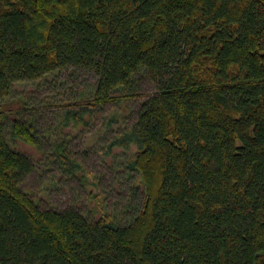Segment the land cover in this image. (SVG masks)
<instances>
[{
	"label": "trees",
	"instance_id": "trees-1",
	"mask_svg": "<svg viewBox=\"0 0 264 264\" xmlns=\"http://www.w3.org/2000/svg\"><path fill=\"white\" fill-rule=\"evenodd\" d=\"M79 71L96 81L68 123L156 88L113 142L136 146L124 223L20 186L34 164L11 139L40 145L17 87ZM0 264H264V0H0Z\"/></svg>",
	"mask_w": 264,
	"mask_h": 264
},
{
	"label": "rangeland",
	"instance_id": "rangeland-1",
	"mask_svg": "<svg viewBox=\"0 0 264 264\" xmlns=\"http://www.w3.org/2000/svg\"><path fill=\"white\" fill-rule=\"evenodd\" d=\"M95 81L96 76L88 71L73 76L62 72L47 85L28 83L17 87L22 101L12 108L21 111L26 120L33 119L40 148L20 140L11 139V144L33 161V171L20 186L41 209L76 210L97 220L104 208L124 223L130 188L137 184V175L129 168L136 146L126 148L113 142L130 130L142 102L154 95L156 88L146 75H141L133 90L116 93L120 97L117 103L90 106L83 122L64 121V112L77 110L82 104H74V93L87 91ZM10 119L16 121L18 117L14 114ZM62 141L68 147L67 164L53 150ZM142 200L140 188L133 207L140 206ZM96 201L102 207L96 206Z\"/></svg>",
	"mask_w": 264,
	"mask_h": 264
}]
</instances>
